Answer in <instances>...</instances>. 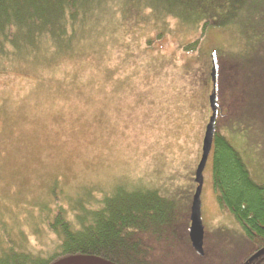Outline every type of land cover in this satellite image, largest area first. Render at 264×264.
<instances>
[{"label":"rangeland","instance_id":"obj_1","mask_svg":"<svg viewBox=\"0 0 264 264\" xmlns=\"http://www.w3.org/2000/svg\"><path fill=\"white\" fill-rule=\"evenodd\" d=\"M118 8L108 6L111 21L76 40L74 58L44 50L33 66L0 62L2 247L9 242L43 254L56 250L47 218L53 220L63 209L71 220L90 219L123 192L153 186L163 188L160 193L167 198L156 205L158 221L152 225L154 242L164 243L159 253L180 264H225L241 256L247 242L239 222L212 192L211 171L203 192L205 256L184 248L211 91L201 73L188 75L184 66H207L211 52L251 56L237 60L250 88L245 110L254 131L248 135L244 122L226 136L245 162L257 161L252 176L264 184V128L258 123L264 106V44L245 45L224 20L220 29L203 34L171 21L170 35L159 39L148 18L138 28L131 24L134 16L125 15L123 5ZM148 38L155 40V49L147 47ZM198 41L195 52L184 50ZM256 50L261 53L252 54ZM253 148L258 150L254 156Z\"/></svg>","mask_w":264,"mask_h":264},{"label":"trees","instance_id":"obj_2","mask_svg":"<svg viewBox=\"0 0 264 264\" xmlns=\"http://www.w3.org/2000/svg\"><path fill=\"white\" fill-rule=\"evenodd\" d=\"M125 3L136 9L135 21L131 24L139 28L145 25L144 18H148V22H145L155 27L159 39L170 35L171 15L180 18L176 25L184 30L204 31L211 23L219 24L221 20L238 18L241 8L249 5L254 7L257 19L251 29L248 27V32L255 35L257 40L264 37V0H152L149 3L142 0H0V62L9 60L10 63L25 62L33 66L38 57H44V50L48 54L54 52L58 57L74 58L78 53L75 50L76 40L93 27L111 19L105 12L108 6L118 8ZM184 17H190V20H181ZM146 44L150 50L156 48L152 38L146 39ZM198 44L199 41L194 42L184 50L193 51ZM259 52L256 50L252 54ZM222 75H225L224 70L220 75L221 86L227 84L222 80ZM232 78L235 81L231 84H236V76ZM214 178L238 220L258 233L255 239L264 243L262 191L249 180L241 155L227 139L219 135L216 137ZM157 204L159 202L155 199L145 198L140 192L128 191L123 192L116 201L107 203L103 212H94L90 219L75 217L71 220L62 209L53 220H46L58 241L56 250L43 254L9 242L4 248L0 242V264H51L77 254L100 256L117 264H180L176 257L167 261L166 257L158 255L159 252L132 247L129 228L135 223L141 229L155 225ZM164 220L160 225L166 222ZM23 236L27 242L28 238ZM176 256L179 257L178 254ZM147 260H153V263Z\"/></svg>","mask_w":264,"mask_h":264},{"label":"flooded vegetation","instance_id":"obj_3","mask_svg":"<svg viewBox=\"0 0 264 264\" xmlns=\"http://www.w3.org/2000/svg\"><path fill=\"white\" fill-rule=\"evenodd\" d=\"M118 7H120V6H118ZM123 7H124V10L122 9V11H124L125 15L136 16L134 14V11L136 9H133V6L123 5ZM148 11H149V8H147V12ZM126 12H128V14ZM256 16H257V13L254 10V7L248 5V6L244 7L243 9L241 8L238 18L236 17L233 20L232 19L226 20L228 24L233 25L232 27H230L231 29H227V30H231L232 32H234L235 35H237L238 40L245 43V45H247V46H251L254 42L257 45H262V44H264V37L262 40H257L255 38V35H253L251 32H248L249 31L248 27H250V29H251L252 24H256V22H255V19H257ZM169 19H170V22L175 21L176 23H178L180 18H174V16L171 15V16H169ZM188 19L190 20V17H187V19H185V17H184V19H181V20L184 21V20H188ZM192 20H193V22L196 23V21L194 19H192ZM134 21H135V17H134ZM221 24L222 23H219V24L214 23L212 25V23H211V24H209V26H207L204 29V31L202 30L200 32L203 34L204 32L208 31V29L209 30L220 29ZM222 29H224V28H222ZM250 36H252L251 39H250ZM182 41L183 40H181L180 42H182ZM196 50L197 49H194L193 51H190V52H195ZM252 50H254V48ZM186 52H188V51H186ZM211 53H212V55H210L209 60H207V66L204 65V63H202L201 65L199 64L196 67H194L193 65H190V66L185 65L184 66V68L187 69L188 75H190L192 73L195 75H198L199 73H201L203 80L207 79V82H210L211 91H210V94L207 95L210 115L208 116L207 124L209 123V119L213 114V111H212V108L210 105V96H211V94L213 92V88H214L213 80L211 77V72H212V68H213V57L215 58V61L217 64V71H218V105H219V108L217 111L216 132H215V136H214V140H213L212 150H211L210 156L208 158V161H207L204 173H203L204 174V184H203L202 195H201L202 209H203V195H204L203 192H204V189L207 188V185H208L206 173L211 171L210 175L212 177V180L210 178V182H211L210 184L213 183L212 192L214 189L219 205L223 208L228 209L229 212L239 222V225L241 227L240 232L242 234L241 238H242V240L247 242L245 250H243L244 251L243 254L241 256L239 255V257H237L235 259L233 257H230V258L228 257L229 260L225 264H264V243H259L258 240L255 239V237L258 236V233H256L255 231H253L251 229H248V227L243 222L238 220L235 212L228 206V203L224 197V192L222 191V189H219V187L216 185L215 178H214L216 137L218 135L220 137H224L230 143V141L228 140V138L226 136V134H227L226 132L228 131V129L235 130V131L239 130L238 124L244 123V122L246 124L245 127L247 129L246 133L248 131H250L247 133L248 135L254 131V130L251 131L252 128L251 127L249 128L247 126L250 124H252V125L254 124L253 117H252L251 113H249V108L247 110H245V105L248 103V99H249V93H250L249 89L250 88H248V86L245 85V82L242 79V75H244L243 74L244 71L243 70L241 71L240 68L243 66V63H242V61L237 60L238 57L243 59L244 57H246L243 55L248 56L249 54H248V52L238 53V54H235L236 56L234 57V56L225 55V53H223V54H221L219 52H216V53L211 52ZM193 59L195 60L194 57H193ZM236 61H237V63H236ZM195 62H196V60H195ZM222 70H224V72H225V75L224 76L222 75V80H224L225 83H227V84H223L221 86L220 85V75H221ZM233 75L236 76V84H231L232 81H235L234 78H232ZM196 79L197 78H195L194 80H196ZM253 84H254V82H253ZM251 86H252V84H250V87ZM246 87H247V89H246ZM263 107H262L261 115L258 116V120H259L258 123L264 128V108ZM238 121H243V122H238ZM207 124L205 125V131H206ZM205 131H204V136H205ZM261 135H263V132H258V136H261ZM204 136H203V139H204ZM231 146H233V145L231 144ZM202 147H203V141H202ZM234 149H235V147H234ZM257 152H258V150L253 148L252 149V156H254V154H257ZM201 155H202V148H201V152L199 154L196 169H194L195 172L193 171L194 177L192 178V182H193V188L194 189H193V194H192L191 206H190V210L188 213V218H189L188 224H187V228L185 230V233H186L185 244H186V246L184 248H186L191 253H194L193 254L194 256L203 258L205 256V254H204V256H200L199 254H197L196 251L194 250V248L192 247V244H191V241L189 238V228L191 226V208H192V204H193L194 194H195L196 188L198 186V184L195 181L196 170H197L198 164L200 162ZM242 159L244 160L243 157H242ZM244 163H245V166L247 168V172L249 174V180L262 191V196L264 197V184L259 183L252 176V170L254 168H259V166L257 165V161H255L254 158H250V160H248L247 162L244 161ZM210 164H211V167H209ZM148 189L149 190H147L146 192H142L139 189L138 190L136 189L133 191L135 193L140 192L144 195L145 198H153L159 203L160 202H164V203L167 202V198L164 197L163 195H161L162 193H160L161 190H164L163 188L149 186ZM105 209H106V203H103V206L101 207V209L99 206V209L96 212H103ZM150 215H152V213ZM202 218H203V210H202ZM147 224H149V222ZM203 224H204V222H203ZM204 227H205V225H204ZM128 231H129L130 236H131L130 241H131L132 247H134V248L139 247V248H142L143 250L151 251L152 253H153V251H155V252L161 251L163 246L161 247L159 245H162L164 243H160L159 241L157 243L154 242L153 236H154L155 232H154L152 226L149 228H146V229H141V228H138L137 224L135 223V224L131 225V227L129 228ZM142 231L144 233H142ZM205 250H206V229H205V236H204V252H205ZM161 256L163 257V255H161ZM147 262L153 263V260H147Z\"/></svg>","mask_w":264,"mask_h":264},{"label":"water","instance_id":"obj_4","mask_svg":"<svg viewBox=\"0 0 264 264\" xmlns=\"http://www.w3.org/2000/svg\"><path fill=\"white\" fill-rule=\"evenodd\" d=\"M214 88L210 96V105L213 111L212 116L209 119V123L206 126L205 136L203 139L202 155L200 162L196 170L195 181L198 184L191 208V226L189 228V238L192 247L200 256H204V236L205 227L202 218V189L204 184V170L210 156L213 140L216 132V121L218 105V71L215 58L213 57V68L211 72ZM51 264H117L106 258L89 255V254H77L56 260Z\"/></svg>","mask_w":264,"mask_h":264}]
</instances>
